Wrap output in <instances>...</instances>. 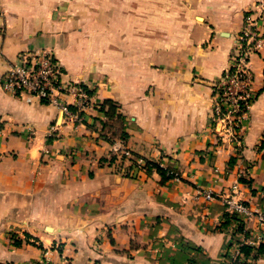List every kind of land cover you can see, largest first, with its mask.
I'll return each instance as SVG.
<instances>
[{
    "label": "crops",
    "instance_id": "0c3cea01",
    "mask_svg": "<svg viewBox=\"0 0 264 264\" xmlns=\"http://www.w3.org/2000/svg\"><path fill=\"white\" fill-rule=\"evenodd\" d=\"M157 1L164 8L124 11L117 23L115 10L85 11L83 0H0V264H170L164 253L177 254L181 242L214 262L238 234L235 221L222 228V198L235 183L239 198L264 213V0ZM247 16L258 18L263 47L251 57L256 97L237 148L219 138L212 96ZM44 48L65 82L93 91L82 122L3 90L19 54ZM108 99L120 106L126 143L98 130ZM121 145L174 166L180 181L130 160L109 163ZM200 189L217 197L207 201ZM242 227L264 236L256 217Z\"/></svg>",
    "mask_w": 264,
    "mask_h": 264
},
{
    "label": "built area",
    "instance_id": "2783aa9c",
    "mask_svg": "<svg viewBox=\"0 0 264 264\" xmlns=\"http://www.w3.org/2000/svg\"><path fill=\"white\" fill-rule=\"evenodd\" d=\"M258 16L264 13V2H260ZM240 43L234 52L230 66L213 88L212 122L220 125L219 138L228 137L237 148L242 146L244 121L256 94L253 91V73L251 71V57L263 47V40L255 24L257 19L246 17ZM19 62L10 65L3 75V90L13 96L24 98L27 103L39 101L57 107L67 119L75 122L84 120L83 111L90 106L92 96L79 84L67 83L64 71L57 60L54 51L39 49L34 52H23L18 56ZM73 97L77 101L76 111L70 109L67 98ZM115 155L131 157L129 150L119 146L114 150ZM138 167L144 165L142 159H137ZM166 168L167 164L161 163ZM144 169V168H143ZM171 181H180L181 175L171 171ZM239 183L232 187V193L222 198L227 214L237 216L244 224L252 217H256L260 224L264 223V213L253 211L249 205L239 198ZM199 194L207 201L217 197L212 190L200 189ZM264 236L248 237L246 231L239 232L231 238L224 249L222 257L211 264H258L261 256L258 252ZM250 246L253 252L246 255L243 248ZM45 264H52L45 262Z\"/></svg>",
    "mask_w": 264,
    "mask_h": 264
},
{
    "label": "trees",
    "instance_id": "16d2710c",
    "mask_svg": "<svg viewBox=\"0 0 264 264\" xmlns=\"http://www.w3.org/2000/svg\"><path fill=\"white\" fill-rule=\"evenodd\" d=\"M82 88L86 89V91L89 92V94L92 96L93 91L88 89L86 86L79 84ZM70 109L72 111H76V108L73 106H70ZM99 110L103 113L105 119H101L97 121V126L99 127L98 130L101 134V137L108 140L109 142L113 143L115 140H121L123 143H126V140L128 139V133L124 130V121H123V115L120 112V106L117 102L113 100H105L100 106ZM264 145V143H263ZM131 157L127 158L125 155H115L112 154L109 158L108 162L111 164H117V162L123 163L124 161L130 160L132 161V168L135 166L137 159H140L139 157H136L133 155L132 152ZM144 161L143 168L145 171L150 174L153 171L159 172V174L162 177V181H170L172 178V174H170L171 171H176L177 169L174 168V166L167 164L166 168L161 167V162L148 160V159H142ZM102 162H106V160H102ZM130 172V171H129ZM131 173V172H130ZM127 175H130L127 173ZM241 182L249 183V181L245 179H241ZM237 222L238 228L236 229L235 234L242 231V221L237 216H231V215H225V222L222 224V228L228 227L231 222ZM233 237V236H232ZM26 239H30L29 235H26ZM13 240L17 246L22 245V241L13 235ZM178 253L170 255V251L166 250L164 253V258L168 261H170V264H211V260L209 258L198 260L191 256L192 253L200 254L202 251L201 249L193 247L190 243L181 242L178 244ZM243 251L246 255H250L253 252V248L250 246H246L243 248ZM259 254H264V243L259 245L258 248ZM222 256H220L221 258ZM219 258V259H220Z\"/></svg>",
    "mask_w": 264,
    "mask_h": 264
},
{
    "label": "rangeland",
    "instance_id": "374dc122",
    "mask_svg": "<svg viewBox=\"0 0 264 264\" xmlns=\"http://www.w3.org/2000/svg\"><path fill=\"white\" fill-rule=\"evenodd\" d=\"M182 4L180 3V5ZM83 6L84 10L89 12L115 10L117 23L123 20L124 11L128 13L133 12V15H136L134 12L138 11L141 6L147 9V11L155 10L159 6L160 8H164L163 3L157 0H83ZM89 20H86L85 24H90L87 23Z\"/></svg>",
    "mask_w": 264,
    "mask_h": 264
}]
</instances>
